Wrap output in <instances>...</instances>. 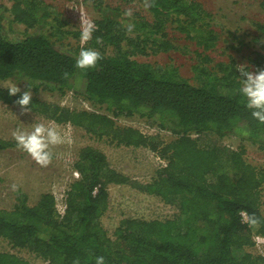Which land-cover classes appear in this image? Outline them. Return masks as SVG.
<instances>
[{"label":"trees","instance_id":"1","mask_svg":"<svg viewBox=\"0 0 264 264\" xmlns=\"http://www.w3.org/2000/svg\"><path fill=\"white\" fill-rule=\"evenodd\" d=\"M92 1L99 15L96 31L72 52L67 39H80V28L55 5L45 0L0 4V81L18 83L21 91L28 85L32 111L117 145L149 148L165 163L149 181H140L112 168L101 150L84 146L76 162L81 176L66 191L64 213L51 192L33 205L19 196L12 209L0 208V237L50 264H72L76 258L95 264L101 255L105 264H264V251L247 249L254 235L264 237V169L245 157V142L264 150V124L244 107L235 57L216 61L209 54L220 40L215 15L198 0H121L138 1L146 11L130 17L118 6ZM129 23L135 26L131 32ZM255 26L259 36L254 40L264 45V24ZM170 27L200 48L195 50V83L174 64L137 58L177 48ZM82 48L103 56L94 69L74 67ZM250 62L264 68V52L257 51ZM65 71L71 74L68 80L62 79ZM7 88L0 86V100L14 104L19 94L9 96ZM40 91H72L91 109L50 103L37 95ZM117 116L142 117L157 132L116 124ZM159 132L172 138L165 140ZM226 136L242 143L226 145ZM9 144L0 140V148ZM113 183L156 196L178 211L172 218L123 217L110 235L101 218ZM242 211L255 213L262 221L259 228L250 229ZM0 264L30 262L0 251Z\"/></svg>","mask_w":264,"mask_h":264},{"label":"rangeland","instance_id":"2","mask_svg":"<svg viewBox=\"0 0 264 264\" xmlns=\"http://www.w3.org/2000/svg\"><path fill=\"white\" fill-rule=\"evenodd\" d=\"M13 0H0V4L10 7ZM55 5L70 23L80 28V20L91 19L93 22L99 17L93 6L92 0H45ZM204 8L215 15L217 30L220 40L216 49L209 54L216 60H228L229 56L235 57L238 65L250 64V70L255 71L256 66L250 62L257 51L264 52V45L256 40L259 36L255 24H264V0H198ZM104 4L118 6L122 10L133 12L146 11L138 1L124 3L121 0H103ZM17 28L23 29L22 24ZM169 36L177 45V48L167 52L140 55V61L154 64H174L178 67L182 76L195 83L193 65L196 63V49H200L196 42L188 39L184 34L174 28L168 29ZM264 41V37L262 38ZM67 48L74 51L78 45L83 44L80 39L70 37L67 39ZM12 84L21 85L11 80L0 81L1 87H9ZM37 95L50 103H58L73 109H91L89 102L82 96L68 91L65 94L52 91H40ZM116 124L130 125L141 129L145 133H156L157 129L150 127L139 116L115 117ZM37 123L52 125L57 128L63 137V143L54 146L52 162L47 167H40L31 157L16 146L11 133L19 128L30 131ZM163 139L169 140L172 135L168 132H159ZM0 140L10 144L0 148V208L10 210L18 201V197L26 198L29 205L35 204L44 192L53 193L58 207L61 209L65 203L66 191L69 185L81 176L76 162L78 152L84 146H92L101 150L107 158L110 166L119 172L140 180L149 181L156 171L164 165L165 161L158 157L152 150L146 147L124 146L111 143L105 136H98L86 131L82 127L70 123H58L43 114L30 110L21 114L19 107L0 100ZM226 145L233 148L240 146L241 141L234 137L226 136L223 139ZM247 160L264 169V150L245 142ZM18 185V190L13 192L11 185ZM109 205L101 218V223L113 234L121 218L126 216L152 219L172 218L177 209L170 204L161 201L158 197L139 191L126 184H109ZM264 203V186L262 187ZM264 212V204L262 205ZM257 235H254V238ZM253 254L264 251V237L259 236L252 247L247 248ZM0 251H13L27 259L30 264H50L43 258L36 256L26 249L13 248L4 238L0 237Z\"/></svg>","mask_w":264,"mask_h":264},{"label":"clouds","instance_id":"3","mask_svg":"<svg viewBox=\"0 0 264 264\" xmlns=\"http://www.w3.org/2000/svg\"><path fill=\"white\" fill-rule=\"evenodd\" d=\"M131 10H126L124 15L131 16ZM134 24H127L126 30L131 32ZM96 31V25L91 19L80 20V40L87 43L93 38ZM99 41V37H97ZM103 56L98 50L92 48H82L75 56L74 67L81 71L94 69L98 61ZM237 71L240 76V95L244 98V107L250 111L251 117L260 124H264V68H258L255 71L249 70L247 65H237ZM70 73H62V79L68 80ZM9 96H17L13 101L21 111V114L30 112L32 104L31 88L21 91L17 84H12L7 88ZM16 142L17 148L27 153L31 159L40 167H47L53 159L52 148L63 143V137L55 126L45 125L44 123L34 124L30 131L15 129L11 133ZM11 190L16 192L18 185H11ZM244 222L250 229H257L261 225V219L255 214L245 213ZM72 264H80L79 258L72 261ZM95 264H105L104 256H96Z\"/></svg>","mask_w":264,"mask_h":264},{"label":"built area","instance_id":"4","mask_svg":"<svg viewBox=\"0 0 264 264\" xmlns=\"http://www.w3.org/2000/svg\"><path fill=\"white\" fill-rule=\"evenodd\" d=\"M56 206H57V209H58V212L60 213V214H63L64 213V209H65V203H64V206L60 209L59 207H58V205H57V203H56ZM245 211H242L241 212V215H242V220L244 221V215H245ZM259 236L257 235V237H255L254 239L256 240L257 238H258ZM262 237V236H261Z\"/></svg>","mask_w":264,"mask_h":264}]
</instances>
